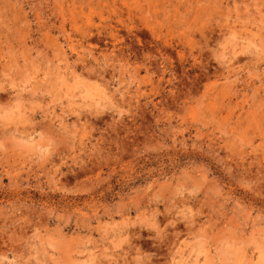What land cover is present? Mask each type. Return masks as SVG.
<instances>
[{"label":"rangeland","instance_id":"rangeland-1","mask_svg":"<svg viewBox=\"0 0 264 264\" xmlns=\"http://www.w3.org/2000/svg\"><path fill=\"white\" fill-rule=\"evenodd\" d=\"M0 264H264V0H0Z\"/></svg>","mask_w":264,"mask_h":264},{"label":"bare ground","instance_id":"bare-ground-1","mask_svg":"<svg viewBox=\"0 0 264 264\" xmlns=\"http://www.w3.org/2000/svg\"><path fill=\"white\" fill-rule=\"evenodd\" d=\"M25 130V129H24ZM25 132V131H24Z\"/></svg>","mask_w":264,"mask_h":264}]
</instances>
